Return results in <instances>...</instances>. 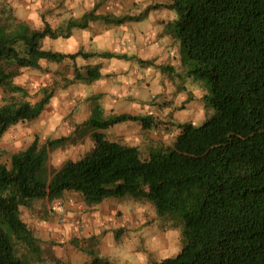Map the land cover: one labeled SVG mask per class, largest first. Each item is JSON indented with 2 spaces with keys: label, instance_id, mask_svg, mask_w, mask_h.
I'll list each match as a JSON object with an SVG mask.
<instances>
[{
  "label": "trees",
  "instance_id": "trees-1",
  "mask_svg": "<svg viewBox=\"0 0 264 264\" xmlns=\"http://www.w3.org/2000/svg\"><path fill=\"white\" fill-rule=\"evenodd\" d=\"M165 7L179 16L166 29L180 42L186 74L203 83L202 101L213 111L199 126L180 124L172 144L142 155L135 146L108 139L104 131L126 121L151 129L159 121L150 114L104 116L94 95L89 116L68 135L45 142L35 136L10 153L0 161V264L42 260L23 208H31L35 199L58 200L65 192L78 194L85 205L129 196L149 201L159 217L177 219L180 250L153 264H264V0H171ZM1 12L0 87L22 95L24 88L13 78L21 68L39 69L40 60L121 57L109 51H54L43 48L44 39L68 37L97 19L119 25L141 16L97 14L94 6L59 26L43 20L42 27H34L5 7ZM100 77L98 65H86L83 71L75 69L64 86ZM57 88L43 87L34 104L1 103L0 139L18 122L38 118ZM87 135L93 146L75 163L47 168L51 150ZM71 242L82 249L76 239ZM89 264L114 263L92 253Z\"/></svg>",
  "mask_w": 264,
  "mask_h": 264
},
{
  "label": "rangeland",
  "instance_id": "rangeland-1",
  "mask_svg": "<svg viewBox=\"0 0 264 264\" xmlns=\"http://www.w3.org/2000/svg\"><path fill=\"white\" fill-rule=\"evenodd\" d=\"M111 1L118 2V0H103L97 11H112L115 15L141 16L138 21H126L127 23H125L126 25L123 28L119 26L117 30V27L114 28V31L106 30L99 22L93 23L89 29L85 30L91 33V36L88 37L89 50L87 51L98 50L93 44L95 38L104 36L106 32H111L112 36L106 41H102V43L105 44L106 50L120 49L119 52L126 51L128 54L125 57L127 61L121 63L128 65L127 72H109L103 74L100 80L112 82L118 75L127 78L132 74V68H136L135 72L136 74L139 72V74L133 78L135 85H126L121 82V86L116 93L109 91L107 87L99 86L98 82L100 80L90 84L76 81L64 86V81L73 78L75 67L82 68L87 63H100L102 72V69L112 67L113 61H117L114 59L93 58L84 60V64H79V59L74 64L71 61L61 63L45 61V66L40 65L39 69L21 68L19 74L13 80L17 77L28 75L29 79L23 85H20L26 93L24 95L13 94L4 91L0 87V104L10 100L36 101L41 97V89L43 87L56 85L58 88L38 118L32 121L18 122L5 131L0 139V161H6L10 153L25 148L35 136L39 138L40 142H45L47 139L68 135L74 124L80 123L89 116L93 103V99L90 97L93 95H99V100L97 101L104 109V116L118 114L123 111H129L140 116L151 112L150 115L159 121L158 126L156 125L151 129L142 128L138 122L126 121L104 131L108 139L135 146L142 155L148 154L151 149L159 146L172 144L176 137L172 133L180 131V124L190 122L194 126H199L211 114L213 110L206 108L202 101V96L205 93L203 83L189 77L182 62L178 61L170 69L166 65V62L170 61L171 58L167 55L173 52V48H176L175 45L179 48L177 50L178 59H181L184 53L179 40L174 39L166 29L170 22H173L169 13L172 10L164 7L170 0H143V4L148 5L147 8H143V4L130 3L129 0H119L124 1L125 4L118 3L117 5L110 3ZM20 2L23 4L25 0H20ZM155 2L161 3L153 5ZM72 5H75V7H72ZM4 7L18 20H21L15 15L13 9L6 6V0L0 3V15ZM84 9L86 8L83 0H81L80 4H75L71 0H43L40 9L37 10V15L41 24L45 20L55 27L63 23L67 18L76 16L74 13H81ZM162 15L166 18L164 23L158 22ZM24 21L37 27L32 20L25 19ZM154 22L164 26V29L159 34L148 30L150 27L151 29L153 28ZM133 25L136 28H133ZM85 31H79L76 35L69 38V40L75 38L78 41V49L85 50L82 35ZM46 40L48 42L47 48L54 51L58 50V41L63 42L65 46L66 42L69 41L45 39L43 42L44 48ZM161 41L168 46H162L165 54L162 56L160 54L162 49L158 47ZM129 51H132L133 54L129 55ZM137 55L140 56L141 60L136 59ZM177 58L172 57V60L174 59L175 61ZM133 61L134 64H132ZM53 65H55V68H53ZM32 83L41 85L40 90L34 95H30ZM60 86L62 87L60 88ZM157 86L163 91L155 92L154 89ZM109 87H111V83ZM133 88H135V94L128 95V93L133 92ZM196 90L200 91V97L196 96ZM61 93H66V95H60ZM83 93H87V95H82ZM145 94L148 95L147 100L142 99ZM181 96L184 97L183 100L179 99ZM53 97H57L59 100L57 108H53L51 105ZM136 103H139V109L133 107ZM106 104H111V107L105 109L104 105ZM201 111H203V116L197 119ZM58 116L62 117V119L56 127V131L49 134L48 126L55 122ZM166 136L169 137L168 140H165ZM29 137H31V140H29ZM137 138L140 139V144H136ZM17 140L20 141L21 146L19 148L15 147ZM92 146L93 141L87 135L76 144L56 147L49 152L47 168L49 170L57 168L52 161L60 153L71 151V155L68 156L67 160L78 159L88 152ZM106 199L105 209H108V212L113 214L112 223L107 228L102 229L99 227L101 232L98 234V238L85 241L78 239L82 249L73 246L71 239H76L79 232L87 227L88 221L84 217H74L81 218L84 223L83 227L76 230L73 226V215H67L68 211H72L71 208L81 204L85 206L80 196L73 192H66V195L62 198L49 202L48 206L50 211L53 212L50 222L53 221L55 223L56 235L59 237L56 238L59 242L55 243H58L60 250L57 256H51L54 257V260L51 257L45 260V255H42V260H35L32 264H89L92 253L106 257L114 264H131L130 261L123 260L118 254L119 252H127L133 258L137 254H144L147 256V264H153L164 257L174 256L177 252H172L173 248L180 250L182 246V224L177 219L159 217L155 212L154 206L149 201H135L129 196H125L122 199L116 197H108ZM40 201L38 200L39 204H36L34 208H23V220L26 218L33 220L36 217L35 212L40 211L37 209L43 207V203ZM57 203L62 205V211L56 210ZM84 211H87V208ZM62 215L63 217H61ZM170 232H179V236L170 238L168 235ZM136 264H139V262L137 261Z\"/></svg>",
  "mask_w": 264,
  "mask_h": 264
},
{
  "label": "crops",
  "instance_id": "crops-1",
  "mask_svg": "<svg viewBox=\"0 0 264 264\" xmlns=\"http://www.w3.org/2000/svg\"><path fill=\"white\" fill-rule=\"evenodd\" d=\"M71 1H73L75 4H78L77 3V0H71ZM171 1V0H170ZM169 1V2H170ZM101 2H103V0H95V4H94V6H96V13L97 14H112V15H115L114 14V12H112V11H110V12H98L97 10H98V7H99V5H100V3ZM129 2L130 3H132V2H134V0H129ZM168 2V3H169ZM110 3H112V4H125L124 3V1L122 2V1H119L118 0V2H116V1H111ZM109 3V4H110ZM157 3H161V2H155L153 5H155V4H157ZM168 3H166V4H168ZM80 4V3H79ZM93 6V7H94ZM93 7H91V8H86V9H84L81 13H80V15L79 16H81L84 12H86V11H88V10H90V9H92ZM164 7H165V5H164ZM166 8V7H165ZM168 9V8H167ZM169 13L170 14H172V11H169ZM166 15V14H165ZM79 16H73V17H69V18H77V17H79ZM171 17V16H170ZM69 18H67V19H69ZM66 19V20H67ZM65 20V21H66ZM165 20H166V18H165V16L164 15H162L160 18H159V20H158V22H165ZM64 21V22H65ZM172 21H174V20H172ZM63 22V23H64ZM95 22H99V24L100 25H102L103 27H105L106 28V30H111V31H114L115 29L114 28H116V30L118 29V27L119 26H121V28H123V26H125L126 24L125 23H127V22H124V23H122L121 25H118V26H115V25H112V24H106V23H103L102 22V20H100V19H97V20H94V21H92V22H90L89 23V25L86 27V28H84V29H73L72 30V32H71V34L68 36V37H65V38H62V37H58V38H56V39H51V40H58V39H61V40H69V38H71V37H73L74 35H76V33L77 32H79V31H85V30H87V29H89L90 27H91V25L93 24V23H95ZM63 23H61V24H63ZM171 23V22H170ZM61 24H59V25H61ZM59 25H57V26H59ZM164 25V24H163ZM133 28H136V26L135 25H133L132 26ZM162 29H164V26H161L160 24H158V23H155L154 22V26H153V28L151 29V27L148 29V30H151L152 32H156L157 34H159L160 33V31L162 30ZM46 39H48V38H46ZM45 40V39H44ZM44 42V41H43ZM42 46H43V44H42ZM162 46H166L162 41H161V44H159L158 45V47L160 48V49H162L163 47ZM166 47H168V46H166ZM175 47L176 48H173V51H175V55H173V52L171 53V54H169V55H167V56H170L171 58H170V61H168V62H166V65L168 66V68L170 69V68H172L171 66L172 65H174L175 63H177L178 61L179 62H181V59L179 58H177V54H178V47L175 45ZM44 48V47H43ZM46 49H49V48H46ZM51 50V49H50ZM78 50H82V51H84V52H94V53H102V52H106V51H109V50H93V51H85V50H83V49H78ZM77 50V51H78ZM136 50V49H135ZM166 50H167V48H166ZM172 50V49H171ZM55 51H58V50H55ZM163 51H164V49H162L161 51H160V54H161V56L162 55H165L164 53H163ZM60 52H63V51H60ZM109 52H112V53H115V54H118V55H121V57H111V58H109V57H103V56H99V55H94V56H91V57H88V58H84V57H82V56H77L74 60H65V61H71L73 64L76 62V60L77 59H83V60H88V59H93V58H100V59H103V60H111V59H114V60H117L118 62H126L127 60H126V51H123V52H115V51H109ZM128 55V54H127ZM140 56H136V59H139V60H141L140 58H139ZM172 57L173 58H177V59H175V61H174V59L172 60ZM65 61H63V62H65ZM54 63V62H53ZM98 65L99 66V69H100V72H101V67L102 66H100V63H93V64H90V63H87L86 65H89V66H92V65ZM132 64H134V61L132 62ZM169 64V65H168ZM86 65H84V66H86ZM84 66L82 67V68H79V67H75L74 68V70L75 69H79L80 71H83V68H84ZM135 70H136V68H132V74L130 75L131 77H132V79L136 76H138V74H139V72H137V74H136V72H135ZM117 71H121V72H123V73H126L127 72V70L126 69H124V68H120V67H118L117 66ZM117 71H115V72H117ZM103 77V74H102V72H101V77L99 78V79H97V80H94L93 82H96V81H98V80H100L101 78ZM93 82H91V83H93ZM83 83V82H82ZM86 84V83H85ZM90 84V83H89ZM94 96V95H93ZM98 96V98L96 99V100H94V101H96L97 103H98V101L97 100H99V95H97ZM92 97V96H91ZM90 97V98H91ZM101 107H102V105H100ZM102 109H103V107H102ZM104 110V109H103ZM119 113H129V114H133V113H130L129 111L128 112H119ZM90 114V113H89ZM64 195H66V192L64 193ZM63 195V196H64ZM62 196V197H63ZM38 200H41L40 202H42L43 203V207H40V209H37V210H40V211H36L35 212V215H36V217L35 218H33V220H29V219H25L24 221L29 225V226H31V229L33 230V233H34V235H35V237L37 238V244H38V246L40 247V249H41V255H40V258H42V255H45V260H47V259H49L52 255L53 256H57V254L59 253V250H60V247H59V245H58V243H55V242H59V241H57V239L56 238H59L57 235H56V231H55V223L52 221V222H50V220H51V214L53 213V212H50V208H49V206H48V203H49V201H47L46 199H35V200H33V204H32V206H31V208H34V207H36V204H39V202H38ZM107 199H104L103 201H101L100 203H98V204H94V205H85V206H83L82 204L81 205H77V206H75V207H73V208H71V210L72 211H68L67 212V215L68 216H72L73 215V218L74 217H76V216H79V217H84V219L85 220H87L88 221V225H87V227L85 228V229H82L80 232H79V234L77 235V237H76V241L79 243V240L78 239H80V240H83V241H85V240H89V239H95V238H98V234L101 232L100 230H99V227L100 228H107V226L108 225H110L111 223H112V219H113V214H110L109 212H108V209H105V204H106V201ZM85 208H87V211H84L85 210ZM30 209V208H29ZM36 210V209H35ZM91 211V212H90ZM72 218V219H73ZM70 220V219H69ZM75 238V237H74ZM64 246H66V245H64ZM74 246V245H73ZM39 258V259H40ZM51 259L52 260H54V257H51Z\"/></svg>",
  "mask_w": 264,
  "mask_h": 264
},
{
  "label": "clouds",
  "instance_id": "clouds-1",
  "mask_svg": "<svg viewBox=\"0 0 264 264\" xmlns=\"http://www.w3.org/2000/svg\"><path fill=\"white\" fill-rule=\"evenodd\" d=\"M4 0H0V3H3ZM81 2V0H77V3L79 4ZM134 2L136 4H143V0H134ZM43 3V0H25V3H21L20 0H6V6H9L11 9H13L15 11V15L21 19V20H25V19H28V20H32L35 22L36 26L37 27H42L43 25L41 24L40 20H39V17L37 15V10L40 9V6L41 4ZM83 3H84V6L85 8H91L94 6L95 4V0H83ZM72 7H75V5H72ZM148 5L147 4H143V8H147ZM74 15L76 16H79L80 13L79 12H76L74 13ZM67 18V17H65ZM172 20H177L179 19V16L176 12H173L171 14V17H170ZM83 41H84V44H85V50H89L88 49V37L91 36V33L88 32V31H85L83 32ZM112 36V33L111 32H106L104 34V36L102 37H96L95 40L93 41V44L94 46L98 49V50H106V46L104 43H102V41H106L108 38H110ZM47 40L45 41V48H47ZM57 44L59 45L58 47V50L59 51H63V52H76L78 50V41L73 38L69 41L66 42V46L63 42H60L58 41ZM110 47V46H108ZM113 51H120V49H114ZM133 52L132 51H129V55H132ZM173 55H175V51H173ZM147 58V57H145ZM40 65L41 66H45V61L44 60H40L39 61ZM78 63L79 64H84L85 61L83 59H79L78 60ZM117 66L120 67V68H124V69H127L128 65L127 64H123V63H120L118 61H113V65L112 67H108V68H105V69H102V74H106V73H109V72H114V71H117ZM53 68H55V65H53ZM23 71V69H22ZM151 71V70H149ZM47 78V77H45ZM29 79L28 75H23L21 77H17L13 80V84H16V85H23L27 80ZM121 82L123 84H126V85H135V81L131 78V76L129 77H124L122 75H118L116 77V79L112 82H109L107 80H100L98 83H99V86L101 87H107L109 91L113 92V93H116L117 92V89L121 86ZM111 83V87H109V84ZM46 86V85H45ZM41 88V85L38 84V83H32L31 85V90H30V95H34L35 93H37ZM92 90H95V89H92ZM171 91V89H169ZM155 92H160V91H163L162 89H160L158 86L155 87L154 89ZM135 94V88H133V92L132 93H128V95H134ZM196 96L197 97H200L201 96V93L199 90H196ZM60 95H66V93H61ZM82 95H87V93H83ZM142 99L144 100H147L148 99V95L145 94ZM180 100H183L184 97L181 96L179 98ZM30 103H35V101H30ZM51 105L53 108H57L59 106V100L57 97H53L52 100H51ZM105 109H108L111 107V104H106L104 105ZM134 108L136 109H139V103H136L133 105ZM147 110V109H146ZM149 114H151V112H149ZM203 116V111H201L199 113V116L197 117V119H200L201 117ZM62 117H57L55 122L51 123L49 126H48V133L51 134V133H54L56 131V127L59 125L60 121H61ZM79 122V121H78ZM179 134V131H176L174 133H172L173 136H176ZM7 139V138H6ZM169 137H165V140H168ZM29 140H31V137H29ZM141 141L139 138H137L136 140V144H140ZM21 145H20V141L17 140L16 143H15V147L16 148H19ZM71 155V151H68V152H64V153H60L58 154L54 160L52 161L53 165L57 168H59L60 166H62L65 161L67 160L68 156ZM76 160L73 159V163H75ZM57 211H62L61 209L57 208L56 209ZM68 230V229H66ZM169 237H178L179 236V232H170L169 234ZM179 249L178 248H173L172 249V252H178ZM123 260H128L131 262V264H136V262L138 261L139 264H147V256H145L144 254H137V256L135 258H133L131 255H129L127 252H119L118 253ZM166 258V257H164Z\"/></svg>",
  "mask_w": 264,
  "mask_h": 264
},
{
  "label": "built area",
  "instance_id": "built-area-1",
  "mask_svg": "<svg viewBox=\"0 0 264 264\" xmlns=\"http://www.w3.org/2000/svg\"><path fill=\"white\" fill-rule=\"evenodd\" d=\"M57 208L61 209L62 210V205L60 203H57ZM65 219V218H63ZM84 223H83V220L81 218H75L73 220V226L77 229L83 227Z\"/></svg>",
  "mask_w": 264,
  "mask_h": 264
}]
</instances>
